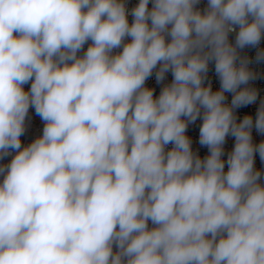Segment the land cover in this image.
I'll return each mask as SVG.
<instances>
[{
  "label": "clouds",
  "instance_id": "obj_1",
  "mask_svg": "<svg viewBox=\"0 0 264 264\" xmlns=\"http://www.w3.org/2000/svg\"><path fill=\"white\" fill-rule=\"evenodd\" d=\"M260 66L264 0H0V264H264Z\"/></svg>",
  "mask_w": 264,
  "mask_h": 264
},
{
  "label": "built area",
  "instance_id": "obj_2",
  "mask_svg": "<svg viewBox=\"0 0 264 264\" xmlns=\"http://www.w3.org/2000/svg\"><path fill=\"white\" fill-rule=\"evenodd\" d=\"M261 70H264V66H260ZM258 86L264 87V84H261V82H257ZM262 95H264V93H262ZM243 111H247V109L243 110ZM30 115H32V123L28 129V134H27V138L25 139V143L30 142L31 139H33L36 135L40 134V130L42 128V125L39 123L38 118L34 116V113H30ZM260 138L257 137V140H259ZM232 141L229 140V147L231 146Z\"/></svg>",
  "mask_w": 264,
  "mask_h": 264
}]
</instances>
